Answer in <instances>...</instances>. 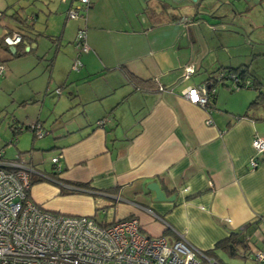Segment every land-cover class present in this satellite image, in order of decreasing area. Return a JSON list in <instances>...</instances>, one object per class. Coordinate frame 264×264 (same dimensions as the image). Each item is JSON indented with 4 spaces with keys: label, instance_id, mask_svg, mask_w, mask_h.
Wrapping results in <instances>:
<instances>
[{
    "label": "crops",
    "instance_id": "obj_1",
    "mask_svg": "<svg viewBox=\"0 0 264 264\" xmlns=\"http://www.w3.org/2000/svg\"><path fill=\"white\" fill-rule=\"evenodd\" d=\"M90 1L84 17L70 19L79 0H59L36 31L60 37L49 66L53 60L50 78L61 93L54 98L33 88L28 99L38 113L29 125H10L20 127V135L40 123L47 133L38 138L32 131V148L18 153L35 171L33 201L102 224L135 217L149 235L183 236L205 251L247 227V248L254 242L252 250L264 249V157L258 156L257 169L249 165L254 137H264V106H251L258 91L217 81L214 104L206 109L184 94L239 67L264 89V76L254 70L264 60V0ZM152 1L157 13L165 9L160 2L168 4L165 23L147 13ZM80 29L87 33L85 53L75 46ZM9 32L20 34L8 29L3 35ZM76 57L79 70L73 69ZM187 68L193 73L185 79ZM59 156L58 172L52 159ZM151 183L167 200L156 199Z\"/></svg>",
    "mask_w": 264,
    "mask_h": 264
},
{
    "label": "built area",
    "instance_id": "obj_2",
    "mask_svg": "<svg viewBox=\"0 0 264 264\" xmlns=\"http://www.w3.org/2000/svg\"><path fill=\"white\" fill-rule=\"evenodd\" d=\"M79 2L68 12V18L86 15L91 1ZM2 17L0 12V20ZM20 41V34L5 38L9 46ZM75 46L79 53L90 50L86 30L78 31ZM81 66L80 59L76 57L73 69L79 70ZM4 73L5 67L0 64V77ZM192 73L193 68H187L184 78H189ZM226 79L231 81L234 90L253 85L249 79L241 85L236 74L219 72L216 76L217 81ZM159 90L164 88L159 87ZM56 93L60 94L61 89ZM184 94L191 103L210 108L209 97L215 94L214 81L189 87ZM207 124L211 125L212 120L209 119ZM30 129L38 138L47 134L40 123L31 124ZM252 146L256 157L250 159L249 165L251 170H255L259 166L258 156L264 157V137L255 136ZM61 158L52 159L58 172L61 170ZM34 172L19 155L7 160L0 150V264H221L183 236L171 241L166 236L147 234L135 217L102 224L92 216L47 210L31 198ZM252 252L258 263H264V249ZM241 253L246 255L245 250Z\"/></svg>",
    "mask_w": 264,
    "mask_h": 264
},
{
    "label": "rangeland",
    "instance_id": "obj_3",
    "mask_svg": "<svg viewBox=\"0 0 264 264\" xmlns=\"http://www.w3.org/2000/svg\"><path fill=\"white\" fill-rule=\"evenodd\" d=\"M58 3L59 0H0V11L4 12L0 20V36L8 29L23 32L21 18L34 24L36 31L44 29V25L47 24L50 17V12ZM26 33L31 34L27 31ZM36 45L38 47L35 51L17 59L11 58L8 53H1L6 73L0 77V150L3 151L7 160L14 159L19 150L22 151L24 147L29 146L28 149L32 148L33 133L31 130H24L23 133L18 135L16 144L9 143L13 135L10 125L16 120L21 124L29 125L31 121L28 120H31L38 113V106L32 103V99H28L31 94L34 96L32 89L40 88L43 93L48 89L47 94L49 96L55 98L57 95L55 92L57 87H54L53 82L55 79L50 78L51 67L49 66V61L54 54V45L42 35L36 37ZM254 70L264 76V60L256 64ZM56 85H60L58 81ZM66 88H68L67 85L62 90L64 91ZM25 101H27L26 104H23ZM50 125H52V121L48 122L47 126ZM36 142H39V140H36ZM31 153L37 155L39 152L31 150ZM52 153L53 151L44 152V155ZM30 155V153H23L22 156L27 157L30 161ZM49 159V157L43 158L45 161ZM250 247L239 246L235 254L218 250L215 258L221 264H264L258 263L253 257L254 242L250 243ZM243 250L246 251V255L241 253Z\"/></svg>",
    "mask_w": 264,
    "mask_h": 264
},
{
    "label": "trees",
    "instance_id": "obj_4",
    "mask_svg": "<svg viewBox=\"0 0 264 264\" xmlns=\"http://www.w3.org/2000/svg\"><path fill=\"white\" fill-rule=\"evenodd\" d=\"M161 4L165 7V9L161 10L158 13L156 12V6L157 7L159 6L158 2L152 1L148 5V8H147V13L150 15V18H152L155 21H157L156 23H165V21L169 20L167 14H166V7H168V4L165 3V2H160V5ZM28 21L29 20H24L22 18L20 19V22L22 23L21 28H22V30L24 32L19 31L20 35H21V41H20V43L15 45V47L17 49L16 54L13 55L10 52V50H9L10 46L5 42V38L8 37V36H12L13 33L9 32L6 35L0 36V50L8 53L14 59L20 58V57L24 56L25 54L32 53L33 52L32 49H30V51L26 52L25 51V47H26V45L31 44L32 41H36V37L35 36L41 35L40 33L36 32V30L34 28V24H31ZM26 31L30 32L31 34L25 33ZM32 35H35V36H32ZM48 39L55 46H58L57 44L60 42V37H49ZM52 63H53V60L51 61L50 66H51ZM0 64H3L1 57H0ZM219 72H226L227 74H236L239 77V79L241 80V85H242V82H244L246 79L250 78V72H249V70L247 68L243 69V68L239 67V68H236V69L232 68V69H229V70H221ZM131 77L133 78L134 81H137V82L142 81L138 77H135L133 75H131ZM210 80H213L214 84H215L217 82L216 75L212 76V78L209 79L207 82H209ZM222 81H224V80H221V82ZM252 84H253L252 87H249V88L256 89L258 91V96L252 102L251 106H254V107H256V106H264V89L262 87V84L258 83L259 86L256 85V83H253V82H252ZM215 97H216V93L209 97V106H212L214 104ZM42 127H43V125H42ZM26 128H27V130H31L30 126H27ZM11 129H12V133H13V138H12L10 143H14L15 144L16 143V137L19 134L18 130H20V127L18 128L15 125H13L11 127ZM34 136H36V135L34 134ZM57 176H58V172L54 173L53 174V179L58 180ZM35 183H36V180L32 177V186ZM66 191H68V190L63 191V193H65ZM68 192H70V191H68ZM246 229H247V227L243 228L242 232L233 233L229 238L218 242L212 250H209V251H206V252L208 253V255L216 257V251L217 250H225V251L230 252L231 254H235V251L237 250V247L244 246L245 248H247V238L245 237V233L243 232ZM241 235L244 236V240L240 242V236ZM263 235H264V233H263Z\"/></svg>",
    "mask_w": 264,
    "mask_h": 264
},
{
    "label": "water",
    "instance_id": "obj_5",
    "mask_svg": "<svg viewBox=\"0 0 264 264\" xmlns=\"http://www.w3.org/2000/svg\"><path fill=\"white\" fill-rule=\"evenodd\" d=\"M174 1H177V0H174ZM192 1H196V0H192ZM30 48L28 47L27 48V51H29ZM16 47L14 46H11L10 47V52L14 55L16 54ZM148 189L151 190L152 192H154L156 194V199L157 200H167L166 196H165V193L163 192V190L161 189V187L159 186L158 183H151L148 185ZM244 236L241 235L240 236V242L243 240Z\"/></svg>",
    "mask_w": 264,
    "mask_h": 264
}]
</instances>
